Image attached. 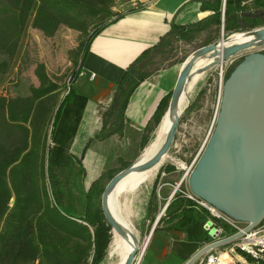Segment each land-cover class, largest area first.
Instances as JSON below:
<instances>
[{"label": "trees", "instance_id": "1", "mask_svg": "<svg viewBox=\"0 0 264 264\" xmlns=\"http://www.w3.org/2000/svg\"><path fill=\"white\" fill-rule=\"evenodd\" d=\"M117 1L0 0V83L12 68L30 18L32 27L47 37L54 36L61 26L79 31L78 46L71 51L72 61L78 66L91 40L120 17L113 10ZM243 1L246 0H226V32H243L264 25V15L261 16L264 0H254L250 6H244ZM222 3L223 0H202V9L212 14L189 26H173L157 45L145 50L129 66L108 115V122L112 120L115 128L119 126L116 132L123 127L131 95L154 73L149 70L153 59L164 52L175 36L190 40L208 26L220 27ZM79 73L75 70L71 74V85ZM35 75L40 85L32 88L30 95L0 96V264H98L112 236V227L101 206L102 194L108 182L122 169L107 171L91 184L83 216L75 217L54 203L46 160L49 128L57 126L74 90L70 85L60 102L62 86L49 75L44 63H37ZM171 94L172 91L160 101L147 125L142 148L153 140L167 112ZM112 132L109 130L105 135ZM128 165L130 163L124 164V168ZM166 211L160 222L166 221L167 226L158 225L154 234L161 229L166 233L183 231L190 223H204L211 217L206 208L182 192L175 194ZM225 226L228 232L232 231Z\"/></svg>", "mask_w": 264, "mask_h": 264}, {"label": "crops", "instance_id": "2", "mask_svg": "<svg viewBox=\"0 0 264 264\" xmlns=\"http://www.w3.org/2000/svg\"><path fill=\"white\" fill-rule=\"evenodd\" d=\"M135 3L140 4V7L136 8ZM113 10L120 17L104 27L88 45L83 60L80 59L76 67L80 73L71 85L74 94L62 109L57 126L53 129L51 126L47 140L50 191L60 196L62 208L75 217L85 214L86 195L96 179L107 171L123 169V165L116 167L133 162L141 149L146 148H142L145 129L160 101L173 90L181 68L174 65L156 71L145 79L131 95L124 112L123 127L116 132L119 126L115 128L112 120L108 122V115L125 71L145 50L157 45L173 26H189L213 13L202 9V0H119ZM31 29L34 33L41 32L39 29ZM73 31L80 33L61 26L54 38L59 39L67 50H74L78 43L62 37L63 33L73 34ZM22 54L18 64L21 63ZM37 63L34 64L33 72ZM45 65L49 73V67ZM49 75L54 81L57 80L55 76ZM5 82L6 77L0 83V96L10 97L3 90ZM39 85V79L34 74L33 86L37 88ZM30 94L29 84L24 88V93L18 96ZM66 94L64 86L60 102ZM109 130L113 132L105 135ZM115 163L118 165L112 167ZM197 224L203 227V222L194 221L183 231H170L164 236L177 241L180 238L178 235L173 237L175 233L188 240L186 235L189 236ZM206 242V238L199 239L198 245L185 253L182 259L173 260V263H167L168 259L164 258L171 252L172 245L168 243L161 253H157V264H184ZM146 264L155 263L150 260Z\"/></svg>", "mask_w": 264, "mask_h": 264}, {"label": "water", "instance_id": "3", "mask_svg": "<svg viewBox=\"0 0 264 264\" xmlns=\"http://www.w3.org/2000/svg\"><path fill=\"white\" fill-rule=\"evenodd\" d=\"M236 34H242L244 40L230 42ZM253 47H264V26L227 37L222 33L219 41L196 49L183 63L172 90L165 114L171 119V124L161 146L151 158L131 163L114 175L106 185L101 199L106 221L119 235L124 238L132 237L135 244L124 264L135 263L141 241L118 219L111 208L110 199L117 185L132 173L152 169L168 154L180 120L187 110V107L181 108V99L188 93L189 83L195 75ZM203 58L211 62L197 67V62ZM188 183L190 191L196 197L228 217L248 223L246 230L264 219V52L253 51L247 54L225 80L214 128L189 173ZM170 202L171 199L164 210ZM160 218L161 214L152 227L148 242ZM241 234L242 232H238L205 245L184 264H194L207 251L230 243Z\"/></svg>", "mask_w": 264, "mask_h": 264}, {"label": "rangeland", "instance_id": "4", "mask_svg": "<svg viewBox=\"0 0 264 264\" xmlns=\"http://www.w3.org/2000/svg\"><path fill=\"white\" fill-rule=\"evenodd\" d=\"M242 4L247 6V3ZM225 5L226 3L223 2L222 24L220 27H216L215 25L208 26L206 30L197 33L190 40H182L175 36V38H173L167 45L164 52L153 59L152 63L149 65V70L155 73L156 71L167 69L174 65L181 68L186 59L196 49L204 46L206 43L219 41L222 37V33L225 37L233 33H240L239 31L231 33L225 31V17L223 18ZM31 23L32 18H30L26 26L27 29L25 28L26 33L24 31V37L22 35V41L19 45L20 51L18 50L13 67L6 76V85L3 90L10 96H18L19 94L24 93V88L28 87L29 84L31 90L32 88H35L33 86L35 74V72H33V67L35 62L42 61L44 64L48 65L50 70L49 73L56 77L59 84L63 88L65 86L66 91L71 85V74L77 67L72 61L74 57V54L71 53L72 50H67V47L62 44L59 39H56V37L54 38V36L47 37L42 31L39 33L32 32L33 29H31ZM257 27H261V24L257 25L255 28ZM68 33L69 32L63 33L62 37L65 38V40H71V42H74L75 44L79 43L81 36L80 33H74V31L73 34ZM253 51L264 52V49L253 47L244 50L235 55V61L232 63L225 61L222 64L223 67L221 63H219L201 73V76L199 77L200 79L193 81L190 84L188 89L190 100L188 99L187 103L182 107H187V110L180 120L174 142L168 152V155L172 160L169 159L160 166L152 181L141 185L133 192L124 193L118 197L117 204L121 213L130 222L138 235V239L141 241V247L138 250L134 264H146L150 260L157 264V253H161V251L167 247L168 243L172 245V248H170L171 252L170 255L166 254L164 258L168 259L167 263H173V260L182 259L185 253L191 251L196 244L198 245L199 239L203 240V238H208V234L204 231L201 224H197L192 232H190L189 236L188 234L186 235L189 237L188 240L183 236H180V234L175 233L172 236L175 237L178 235L180 239L177 241L174 239L171 240L170 237L164 236L166 232L161 229L151 237L143 256L140 253L147 238L149 239L150 232L157 217L160 214L161 218L166 215L167 211L166 209L164 210V207L170 199L172 201L174 198H171V196L177 192L190 191L188 183L189 173L202 154L214 128L215 118L220 106L223 84L231 71L234 70L247 54ZM21 54V63L18 64ZM20 69H22V71ZM164 79L166 80L167 77ZM50 129L51 126L49 130ZM157 130L154 133L153 140L156 136ZM146 148L143 150L140 148V154L136 160L130 162V164L141 159ZM116 165H118V163L112 164L111 166L116 167ZM122 165L124 167V164L122 163L116 168H120ZM104 182H106V179H104ZM59 197L60 196L52 193L54 203L59 206L60 209L67 211L62 208L60 204L61 201L59 202ZM159 222L157 226L159 225L160 228L167 226L166 221ZM111 232L112 236L107 246L106 254L98 264H112L115 261V258L109 256L112 247L113 229ZM210 235H212V233H210ZM159 264H161V262Z\"/></svg>", "mask_w": 264, "mask_h": 264}, {"label": "built area", "instance_id": "5", "mask_svg": "<svg viewBox=\"0 0 264 264\" xmlns=\"http://www.w3.org/2000/svg\"><path fill=\"white\" fill-rule=\"evenodd\" d=\"M226 3V0L223 1ZM135 7L140 4L135 3ZM224 18V16H223ZM261 49H264L261 48ZM235 61V56L227 62ZM69 87L66 90L68 93ZM177 190V189H176ZM188 198L194 200L198 205L206 208L211 217L203 223L204 231L208 234L205 245L221 241L238 232L242 234L230 243L212 248L203 254L194 264H264V226L262 228H251L246 230L248 223L236 221L224 213L218 211L214 206L196 197L191 191H182ZM175 194L171 196L174 197ZM232 231H227L226 226ZM212 233V235H210ZM211 239H210V237Z\"/></svg>", "mask_w": 264, "mask_h": 264}, {"label": "bare ground", "instance_id": "6", "mask_svg": "<svg viewBox=\"0 0 264 264\" xmlns=\"http://www.w3.org/2000/svg\"><path fill=\"white\" fill-rule=\"evenodd\" d=\"M241 40H244V36L242 34H236L231 38L230 42H237V41H241ZM208 62H211V61L203 58L197 62L196 66L201 67V66H204L205 64H208ZM224 62H220L221 65ZM222 67H223V65H222ZM200 76H201V74L195 75L193 80L189 83V86L193 81H197L198 79H200L199 78ZM189 86H188V89H189ZM188 99H189L188 93L184 94L182 99H181V108L187 103ZM170 124H171V119L167 115H165L163 117L159 127H158V130H157V133H156L154 140L147 146L145 152L141 156V160H148L149 158H151L156 153V151L161 146V144H162V142H163V140L167 134V131L170 127ZM169 159H171V158L167 154L164 156V158L161 160V162L158 163L152 169H150L146 172H143V173H132V174H130L129 176L124 178L117 185L113 195L111 196L110 205H111L113 212L118 217V219L123 224H125V226H127L135 236H137V238H138V235L136 234L132 225L127 220V218L121 213L120 208L117 204V199L121 194L133 192V191L137 190L141 185L152 181L154 179V177L156 176L160 166L162 164H164L166 161H168ZM263 226H264V219L260 223L255 225L253 228H262ZM147 244H148V238H147V241L144 243L143 247L141 248L140 253L142 256H143V253L145 252V248H146ZM134 248H135V244H134V240L132 237L131 238H124L123 236L119 235L116 231H113L112 247H111V250L109 253L110 257L115 258V261L112 264H124L126 262L128 256H129V254L131 253V251Z\"/></svg>", "mask_w": 264, "mask_h": 264}, {"label": "flooded vegetation", "instance_id": "7", "mask_svg": "<svg viewBox=\"0 0 264 264\" xmlns=\"http://www.w3.org/2000/svg\"><path fill=\"white\" fill-rule=\"evenodd\" d=\"M254 0H246L244 3H247V5H251L253 3ZM264 15V11L261 13V16Z\"/></svg>", "mask_w": 264, "mask_h": 264}]
</instances>
